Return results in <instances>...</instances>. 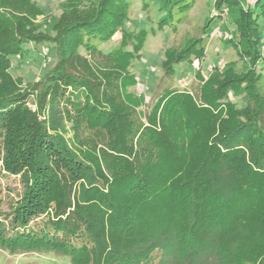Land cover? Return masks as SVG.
Listing matches in <instances>:
<instances>
[{
  "label": "trees",
  "instance_id": "trees-1",
  "mask_svg": "<svg viewBox=\"0 0 264 264\" xmlns=\"http://www.w3.org/2000/svg\"><path fill=\"white\" fill-rule=\"evenodd\" d=\"M161 2L152 32L177 31L193 0ZM60 6L49 18L37 0H0V158L23 183L0 212V247L57 250L73 264H264V0H218L202 35L165 48L143 125L134 67L149 31L127 26L131 0ZM216 27L242 65L216 60L204 73ZM118 31L120 45L103 51ZM46 42L58 62L34 86L41 117L11 64ZM82 49L101 56L98 76L70 70L87 62ZM195 60L192 87L164 83Z\"/></svg>",
  "mask_w": 264,
  "mask_h": 264
},
{
  "label": "rangeland",
  "instance_id": "rangeland-1",
  "mask_svg": "<svg viewBox=\"0 0 264 264\" xmlns=\"http://www.w3.org/2000/svg\"><path fill=\"white\" fill-rule=\"evenodd\" d=\"M45 8L49 18L59 16L61 13L60 2L62 0H37ZM191 7L185 12H181L177 17L182 16L183 22L177 31H171L170 27H165L162 31L152 32V24L156 25L158 12L161 11V0H131L130 20L127 26L132 30H138L144 26L149 35L142 50V57L136 62L134 71L136 72L139 84L137 85V95H145V103L139 105L136 109L138 124L147 122L146 115L151 111L154 101V89L159 86L160 77H162V60L164 58L165 48L173 43H182L188 36L202 35L205 22L217 11L218 0H193ZM179 12V10H178ZM143 23V24H142ZM209 23V22H208ZM230 34H223V28L216 27L211 35L204 37V45L207 53L203 64V72L207 67L218 61L224 64L227 60L235 59L240 66L242 61L236 54L234 48L225 46V39ZM122 32L113 37L112 40L100 44L103 51L118 47L120 45ZM82 55L87 57V62L75 60L69 66L75 74H82L87 77L97 75L102 68V58L96 54L87 53L81 50ZM58 59L55 54L53 42L26 44L22 55L13 57L11 64L12 75L16 79L18 86L28 91L26 105L34 110L41 117L40 104L38 99V89L34 88L37 82L44 78L46 73L57 65ZM192 67L188 62L179 64L176 77L172 80H164V83L171 84L173 87L190 88L196 83L195 72L199 66V61L193 62ZM104 67V63H103ZM106 69V68H104ZM207 72V71H206ZM135 91L136 87H132ZM116 90V88H115ZM264 91V83L262 85ZM156 98V97H155ZM82 129L84 136L95 138V132L84 124ZM101 129V128H95ZM96 139V138H95ZM100 142V139H97ZM20 175H11L5 170L2 159L0 158V212H8L11 205L21 197L23 183L20 181ZM33 225V223H32ZM0 264H73L71 259L61 251L51 249H31L28 251L12 253L9 250H3L0 247Z\"/></svg>",
  "mask_w": 264,
  "mask_h": 264
}]
</instances>
